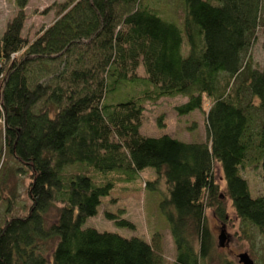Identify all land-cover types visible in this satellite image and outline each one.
<instances>
[{
  "label": "trees",
  "instance_id": "1",
  "mask_svg": "<svg viewBox=\"0 0 264 264\" xmlns=\"http://www.w3.org/2000/svg\"><path fill=\"white\" fill-rule=\"evenodd\" d=\"M14 3L0 35V185L8 155L29 171L30 203L14 215V193L6 200L0 264H161L152 241L82 226L118 181L146 167L155 176L145 187L166 185L159 209L173 264H205L213 241L205 211L225 223V195L240 222L264 234V65L249 55L263 0H180L179 21L152 0H65L46 7L54 18L32 39L21 33L27 0ZM129 82L141 90L111 100ZM176 96L185 97L177 115L206 103L205 137L141 134L144 103ZM248 167L262 183L255 195Z\"/></svg>",
  "mask_w": 264,
  "mask_h": 264
},
{
  "label": "rangeland",
  "instance_id": "2",
  "mask_svg": "<svg viewBox=\"0 0 264 264\" xmlns=\"http://www.w3.org/2000/svg\"><path fill=\"white\" fill-rule=\"evenodd\" d=\"M65 0H27L24 8L26 19L24 21L22 35L28 39L34 38L41 27L48 25L54 18V8L44 11L51 3ZM153 5L158 9L162 17L180 20V0H152ZM17 6L14 0H0V35L6 23L16 14ZM249 55L256 66L264 65V0L260 14L258 27L250 46ZM138 75H143L142 68L137 69ZM141 83L122 85L111 95V100L118 101L127 98L130 94L136 93L142 88ZM185 100V97L160 98L156 102H145L141 116L139 131L147 136H159L169 134L181 140L203 139L205 137V103L201 111L194 110L185 115H177L173 109L175 104ZM162 125L158 124V118ZM2 134L0 132V141ZM8 166V176L5 182L0 185V221L3 219L6 200L14 193V200L11 204V214L23 215L29 207V198L26 194V186L30 180L29 171L26 167L17 171L19 164L8 155L4 157V164ZM68 167L66 170H72ZM214 177L219 184L221 192L225 187L222 178V171L217 163L214 164ZM1 174V172H0ZM155 173L151 167H146L134 175L130 181H118L116 186L108 195L101 197L94 215L88 216L83 222V227H94L99 231H114L123 236H138L147 242H154L161 255V264H173L175 249L170 234L166 217L159 209V201L162 194L166 192V185L162 179L156 182V187H145L144 182L154 180ZM243 176L249 184L252 195L262 191V183L257 169L248 167L243 170ZM224 206L226 221L221 223L215 218L211 208L205 211L207 224L212 234V248L205 264H241L237 261V254L246 251L253 259L254 264H264V234H261L254 226L242 224L236 216L230 200L225 195ZM106 212L112 213L116 218H109ZM53 209L47 213L46 218L51 219ZM125 219L132 223L120 225L116 221ZM48 220H46V223ZM221 226L225 227V244L218 245L217 236Z\"/></svg>",
  "mask_w": 264,
  "mask_h": 264
},
{
  "label": "water",
  "instance_id": "3",
  "mask_svg": "<svg viewBox=\"0 0 264 264\" xmlns=\"http://www.w3.org/2000/svg\"><path fill=\"white\" fill-rule=\"evenodd\" d=\"M217 239H218V245L221 247L224 246L225 239H226L224 226L220 228ZM237 261L241 264H254L253 259L250 257V255L246 251L237 254Z\"/></svg>",
  "mask_w": 264,
  "mask_h": 264
},
{
  "label": "flooded vegetation",
  "instance_id": "4",
  "mask_svg": "<svg viewBox=\"0 0 264 264\" xmlns=\"http://www.w3.org/2000/svg\"><path fill=\"white\" fill-rule=\"evenodd\" d=\"M222 227V226H221Z\"/></svg>",
  "mask_w": 264,
  "mask_h": 264
}]
</instances>
